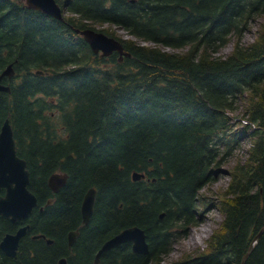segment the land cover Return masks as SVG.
<instances>
[{
  "label": "trees",
  "instance_id": "trees-1",
  "mask_svg": "<svg viewBox=\"0 0 264 264\" xmlns=\"http://www.w3.org/2000/svg\"><path fill=\"white\" fill-rule=\"evenodd\" d=\"M56 2L66 22L0 0V73L10 63L14 70L3 79L10 90L0 92V128L9 118L38 205L48 176L67 174L62 191L49 194L53 205L28 218L31 232L54 239L33 241L34 262L61 254L69 264H93L104 241L137 226L147 254L125 242L98 264H242L249 247L243 264H264V231L253 243L264 227V0ZM69 25L115 37L130 56L93 53ZM245 140L246 155L235 157ZM233 158L213 203L202 190ZM133 172L145 176L133 180ZM91 187L93 214L82 226ZM212 206L222 219L205 247L167 261L178 235ZM0 219L3 233L12 224ZM79 225L68 248L66 233Z\"/></svg>",
  "mask_w": 264,
  "mask_h": 264
},
{
  "label": "water",
  "instance_id": "water-1",
  "mask_svg": "<svg viewBox=\"0 0 264 264\" xmlns=\"http://www.w3.org/2000/svg\"><path fill=\"white\" fill-rule=\"evenodd\" d=\"M28 8L41 11L42 13L53 17L61 22H65L61 7L55 0H25ZM75 33L82 35L83 39L88 43L93 53H101L102 56H109L113 52H117L119 60L123 57H129L130 53L124 50L122 43L101 31H96L91 28L78 29L70 26ZM41 73V71H37ZM14 74L12 64L7 65L0 73V92H9L10 86L1 82L3 77L11 78ZM145 175L133 172L132 179L139 180ZM67 179L66 174L53 173L48 179V185L56 191L59 187L65 184ZM29 171L26 167L25 159L19 157L16 152V143L13 137V130L9 121L6 118L0 128V188L5 189L4 196H0V215L10 218L12 221L27 218L32 209L37 205V197L28 189ZM95 199V189L89 188L83 196L81 203V216L83 224H87L93 212ZM163 214L160 215L162 217ZM28 226L21 227L15 234H6L0 246L5 252L13 253L17 247L19 239L25 233ZM264 231L262 227L253 239V243ZM76 232H69L68 244L72 245L75 242ZM131 242L132 251L138 254H147L148 243L144 230L137 226L125 228L104 241L97 250L93 264H98L100 255L113 247L122 243ZM251 251L244 255L242 264L246 260ZM58 264H66L65 258H60Z\"/></svg>",
  "mask_w": 264,
  "mask_h": 264
},
{
  "label": "rangeland",
  "instance_id": "rangeland-1",
  "mask_svg": "<svg viewBox=\"0 0 264 264\" xmlns=\"http://www.w3.org/2000/svg\"><path fill=\"white\" fill-rule=\"evenodd\" d=\"M259 21L260 19L253 23L251 26V30L245 33L243 38L244 43H249L254 40ZM115 29L117 34L124 35L125 31L123 29ZM231 49L232 43H229L226 47L221 50L220 53L224 56L228 54ZM248 145L249 143L245 140L243 146L236 152L235 157H244L246 155V149L248 148ZM233 163L234 158L231 159L229 163L222 165V171L219 172V177L202 190V193L208 198V200L212 201L213 203L216 202L217 197L220 195L222 188L227 185L229 177L226 174V170H228ZM200 208L202 212H204L205 208ZM202 215L203 221L201 220L199 225L190 228V230L185 234L178 235L172 245V252L166 259L167 261L177 260L179 258H182L183 255L187 254L194 255L205 247L206 240L208 239L212 231L218 226L219 222L222 219V215L219 210L214 206L210 207V209H208L205 213H202ZM203 228H205L204 231H202ZM195 232H198L199 239H196Z\"/></svg>",
  "mask_w": 264,
  "mask_h": 264
},
{
  "label": "flooded vegetation",
  "instance_id": "flooded-vegetation-1",
  "mask_svg": "<svg viewBox=\"0 0 264 264\" xmlns=\"http://www.w3.org/2000/svg\"><path fill=\"white\" fill-rule=\"evenodd\" d=\"M5 78H6V80L11 79V78H8V77H3L1 81L3 82V79H5ZM3 83H5V82H3ZM54 173L60 174V172H54ZM50 175L48 176L47 181H46V186H47V189H48V191H46V194H45L46 198L43 201V203L40 204V205H38V200H37V205L34 207L40 212L44 211V209L46 210L47 208L50 207V205H53V203L55 202L54 196H50L49 194H53L54 195V194L60 193L62 191V188H64V186H65V184L67 182V179H66V182H65L64 185L59 187L56 191H53L48 185V179H49ZM4 194H5V189L4 188H0V196H4ZM80 208H81V204H80ZM79 213H80V223H81V225L85 226V225L89 224V221H90V218H91L92 215L90 216L88 223L87 224H83L82 216H81V209L79 210ZM30 214L28 215L27 218L20 219V220H15V221H12L10 218L0 215V217L8 220V222H10L12 224L10 229L5 230L3 233H0V243H1L2 239H3V237L6 234H15L19 228L24 227V226H28L26 228V230H25V233L19 239L17 247L15 248L13 253L5 252V250H3L1 248V246H0V264H40L38 262H34V257L36 255V252L38 254H40V252H38L37 251L38 249H36V248H34L32 246L33 241L41 240L47 246H49V245L54 243V239L48 237L46 234H43L42 232L33 233V232L30 231V225H29V222H28V218H29ZM0 221H3V220L0 219ZM2 224H3V222H1V225ZM81 225L77 226L76 228H73V229L69 230L66 233V241H67L68 248H70L77 241V239L79 237L80 228L82 227ZM71 231L76 232L77 234H76V237H75V242L72 245H69L68 244V236H69V232H71ZM39 251L45 253L46 257L49 258L48 249L46 251V249L42 248V249H39ZM96 252H95V254H96ZM95 254H94V256H95ZM60 258H65L66 259V264H69V260H68L67 256H65V255L63 256L61 254H59V255L54 257L52 264H58V261H59ZM93 260H94V257H93ZM99 260H100V258H99Z\"/></svg>",
  "mask_w": 264,
  "mask_h": 264
},
{
  "label": "bare ground",
  "instance_id": "bare-ground-1",
  "mask_svg": "<svg viewBox=\"0 0 264 264\" xmlns=\"http://www.w3.org/2000/svg\"><path fill=\"white\" fill-rule=\"evenodd\" d=\"M204 230H205V228H203L202 231H204ZM195 234H196V239H199V234H198V232H195Z\"/></svg>",
  "mask_w": 264,
  "mask_h": 264
}]
</instances>
